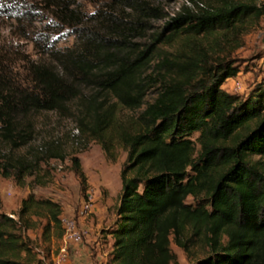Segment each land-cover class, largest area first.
Here are the masks:
<instances>
[{
    "label": "trees",
    "instance_id": "1",
    "mask_svg": "<svg viewBox=\"0 0 264 264\" xmlns=\"http://www.w3.org/2000/svg\"><path fill=\"white\" fill-rule=\"evenodd\" d=\"M122 1L129 18L104 11L94 16L96 27L71 8L73 2L54 3L78 45L54 54L63 73L29 66L34 78L20 79L23 88L8 75V57L0 52V176L20 182L41 162L65 158L58 141L40 147L41 155L38 149L17 151L33 141L39 114L66 111L78 98L75 81L96 85L125 109H140L146 70L155 53L163 52L156 64L157 94L132 121L117 122L114 104L81 102V132L99 142L115 139L127 152L119 205L104 232L113 239L108 263L175 264L173 241L184 251L202 249L195 264H264V164L254 159L264 157V85L246 96L223 88L242 71L232 54L244 34L263 24L264 0H210L201 11L175 17L167 33L141 50L130 36L160 18L162 9L149 0ZM167 45L178 49L161 51ZM72 166L84 192L78 158ZM189 197L194 203H187ZM16 215L0 213V264L29 259L22 233L27 216H44L45 232H64L61 205L52 199L30 193Z\"/></svg>",
    "mask_w": 264,
    "mask_h": 264
},
{
    "label": "rangeland",
    "instance_id": "2",
    "mask_svg": "<svg viewBox=\"0 0 264 264\" xmlns=\"http://www.w3.org/2000/svg\"><path fill=\"white\" fill-rule=\"evenodd\" d=\"M53 1V2H52ZM71 8L85 14L89 27L98 26L97 14L107 11L113 16L129 18L130 10L123 6L122 0H68ZM162 9L160 18L147 21L141 32L132 34L130 39L137 49H147L163 32L175 17L188 11H201L210 0H149ZM263 1V0H257ZM60 0H0V52L8 57L5 64L12 72L8 74L20 87L26 88L22 78L29 81L34 78L29 66H44L63 73L62 66L55 59L56 51L77 49L78 45L71 28L59 16L60 7L54 3ZM53 3V4H52ZM61 3V2H60ZM51 4V6H48ZM61 5V4H60ZM241 45L233 52L242 70L236 76L228 78L223 88L228 93L246 96L258 85H264V22L242 36ZM161 51L176 52L178 45L160 46ZM163 52L155 53L147 68L149 77L145 103L140 109L129 110L115 102L111 95L99 90L96 85L73 82L80 92L78 98L67 104L66 111H50L39 114L35 119L34 139L28 146L17 151L25 154L38 149L44 153L49 142H59L65 158H51L40 163L34 174H26L18 182L13 177L0 176V213L17 217L21 201L32 193L36 198H49L61 205V220L65 232L66 221H73L80 233L78 242L64 243L63 235L58 236L54 228L44 231V216H27L28 228L23 229V240L30 247V256L25 264H109L112 238L104 233L115 218V210L121 195V171L127 159V152L115 139L99 142L88 132H81L78 118L86 110L81 102L89 98L97 100L101 107L114 104L117 122L132 121L145 106L152 102L160 87L156 64ZM70 81V80H69ZM241 84L234 88V82ZM87 120H92L85 116ZM197 133L192 134L194 139ZM76 157L82 167L86 180L83 192L81 178L74 171L72 158ZM264 164V157L254 156ZM187 203H194L189 197ZM84 203L90 205L83 210ZM90 241V242H89ZM65 247V257L61 259V249ZM81 248V249H78ZM170 249L175 255V264H195L204 256L198 245L184 251L173 241ZM174 264V263H171Z\"/></svg>",
    "mask_w": 264,
    "mask_h": 264
},
{
    "label": "built area",
    "instance_id": "3",
    "mask_svg": "<svg viewBox=\"0 0 264 264\" xmlns=\"http://www.w3.org/2000/svg\"><path fill=\"white\" fill-rule=\"evenodd\" d=\"M241 87V84L238 81L234 82V88L239 89ZM90 205L88 203H84L83 205V211H87L89 210ZM63 240L64 243L67 242H78L80 240V233L77 231V229L75 228L74 222L73 221H66V226H65V232L63 235ZM60 255H61V259H63L65 257V247L61 249Z\"/></svg>",
    "mask_w": 264,
    "mask_h": 264
},
{
    "label": "crops",
    "instance_id": "4",
    "mask_svg": "<svg viewBox=\"0 0 264 264\" xmlns=\"http://www.w3.org/2000/svg\"><path fill=\"white\" fill-rule=\"evenodd\" d=\"M90 242V241H89ZM78 249H81V248H78Z\"/></svg>",
    "mask_w": 264,
    "mask_h": 264
}]
</instances>
